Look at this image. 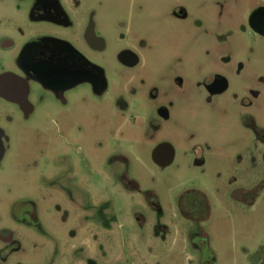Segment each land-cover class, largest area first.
Returning a JSON list of instances; mask_svg holds the SVG:
<instances>
[{
  "label": "rangeland",
  "instance_id": "obj_1",
  "mask_svg": "<svg viewBox=\"0 0 264 264\" xmlns=\"http://www.w3.org/2000/svg\"><path fill=\"white\" fill-rule=\"evenodd\" d=\"M107 1L101 24L111 41L101 59H95L109 78L105 96L98 100L81 87L68 111L55 104L38 111L25 127L10 126L5 118L1 124L11 142L0 168V231L14 229V203L25 199L36 202L58 264H264V255L258 253L264 246V202L246 207L232 199L226 187L228 170L241 167L238 153L248 148L238 106L228 101L227 108L208 107L192 85L198 75L185 68L186 92L172 120L163 121L149 107V81L164 92H176L167 75L173 57L207 63L209 57L231 55L246 66L245 84L264 93V82L257 80L264 79V43L237 26L248 0H228L223 7L214 5L216 0H143L147 13L139 20V30L149 34L150 46L164 59H149L162 61L161 73L152 75L149 66L143 70L144 107L126 112L117 106L123 90L120 67L113 59L126 48L115 41L114 31L126 6L124 0ZM176 1L189 9L191 21L162 19ZM198 18L204 28L194 25ZM229 31L232 38L219 43ZM255 114L264 126V96ZM162 143L177 154L167 169L153 161ZM195 151L205 153V172L194 166ZM124 178L137 188L128 187ZM50 182L55 183L52 188ZM187 189L206 194L212 207L208 221L177 217V199ZM201 234L212 255H200L186 241Z\"/></svg>",
  "mask_w": 264,
  "mask_h": 264
},
{
  "label": "flooded vegetation",
  "instance_id": "obj_2",
  "mask_svg": "<svg viewBox=\"0 0 264 264\" xmlns=\"http://www.w3.org/2000/svg\"><path fill=\"white\" fill-rule=\"evenodd\" d=\"M124 1V14L118 16L114 31L115 41L124 43L126 48L119 49L113 59L120 67L118 74L123 90H119L117 106L126 112L144 107V103L140 102L143 88L147 87V81L142 78L143 70L149 66L152 75H159V62L162 61L149 59L164 58L157 55L155 46H150L149 34L139 30V20L147 13L143 0ZM108 2L0 0V168L11 142L8 130L1 125L4 118L10 126L25 127L41 109L47 110L56 104L58 109L68 111L73 105V94L81 87H87L98 100L109 91L107 72L95 60L101 59L111 41L101 24V10ZM227 3L228 0H216L214 5L223 7ZM247 3L238 29L264 43V0H248ZM163 18L180 23L191 21L193 17L182 1H176L171 12L164 14ZM194 25L204 28L205 22L198 18L194 20ZM233 34L229 31L221 35L219 43H227ZM148 50L149 56L145 55ZM184 59L187 58L170 59L173 68L167 75L173 81L176 92H164L149 81V107L155 108L163 121L172 120L173 112L181 107L180 98L186 92L185 68L192 69L194 76L198 75V80L192 85L208 107L227 108L228 101L238 106L246 132L243 142L248 148L238 153L237 164L241 167L231 170L232 173L228 170L226 187L232 199L254 208L257 203L264 202V126L255 114L264 93L245 84L246 66L231 55L209 57L207 63ZM257 80L264 82L263 78L258 77ZM53 122L59 121L53 119ZM195 152L197 159L194 166L205 172L208 164L205 153ZM170 154H173L172 166L177 156L174 148L173 152H163L161 157L168 158ZM37 165L35 163L34 168ZM156 165L162 169L170 167ZM222 175L219 173V178ZM124 181L128 187L137 188L134 182L126 178ZM54 185L50 182L48 186L52 188ZM217 192L221 193V190ZM14 204V229L0 231L1 264H58L57 254L48 242L52 238L44 232L36 202L24 199ZM176 205L179 211L177 217L188 222L204 223L211 218L212 207L202 189L185 190ZM70 235L74 237L76 233L71 232ZM186 241L200 255L213 254L207 237L202 234L200 238L187 236ZM258 253L264 255V246L258 249Z\"/></svg>",
  "mask_w": 264,
  "mask_h": 264
},
{
  "label": "water",
  "instance_id": "obj_3",
  "mask_svg": "<svg viewBox=\"0 0 264 264\" xmlns=\"http://www.w3.org/2000/svg\"><path fill=\"white\" fill-rule=\"evenodd\" d=\"M165 151L173 152V148L168 144H163L157 147L153 154L154 162L162 167H168L173 163V154H170L171 157L169 156L168 158L161 157L162 153Z\"/></svg>",
  "mask_w": 264,
  "mask_h": 264
}]
</instances>
